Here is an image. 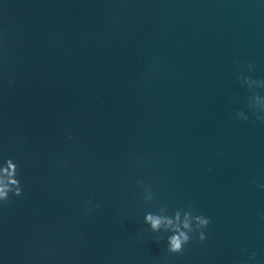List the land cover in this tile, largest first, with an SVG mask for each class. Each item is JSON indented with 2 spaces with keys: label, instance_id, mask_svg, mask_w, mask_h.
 <instances>
[{
  "label": "water",
  "instance_id": "obj_1",
  "mask_svg": "<svg viewBox=\"0 0 264 264\" xmlns=\"http://www.w3.org/2000/svg\"><path fill=\"white\" fill-rule=\"evenodd\" d=\"M256 111L259 0H0V156L23 186L0 206V258L241 264L255 251L264 264ZM165 205L207 215L205 242L169 254L143 224Z\"/></svg>",
  "mask_w": 264,
  "mask_h": 264
},
{
  "label": "clouds",
  "instance_id": "obj_2",
  "mask_svg": "<svg viewBox=\"0 0 264 264\" xmlns=\"http://www.w3.org/2000/svg\"><path fill=\"white\" fill-rule=\"evenodd\" d=\"M264 4V0H259ZM249 71H240L236 79L242 86H250L255 78H252L248 73L253 70L251 63L246 66ZM11 84L12 81L10 80ZM256 120L264 122V111L253 112ZM234 118L237 120L247 121L248 115L242 111L236 112ZM71 139V137H69ZM19 165L11 156H0V206L8 203L12 197H19L23 194V186L18 176ZM254 186L264 191V183ZM138 187H143L147 192L144 196L145 200H153V192L148 191L144 186L143 180L137 181ZM258 216L264 218V211H258ZM211 223L210 218L200 212L195 211L190 205L187 208L169 209L168 206H160L154 210H146L143 213V224L147 226V231L157 235V240H162L166 237V251L169 254L177 255L184 251L185 247L193 240L203 243L207 238V230ZM246 251V250H242ZM257 254L255 251L247 253V260L241 264H256ZM0 264H4L0 258Z\"/></svg>",
  "mask_w": 264,
  "mask_h": 264
}]
</instances>
